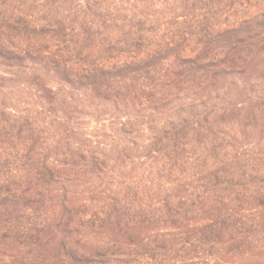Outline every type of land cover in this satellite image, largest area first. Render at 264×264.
Here are the masks:
<instances>
[{"label": "trees", "instance_id": "16d2710c", "mask_svg": "<svg viewBox=\"0 0 264 264\" xmlns=\"http://www.w3.org/2000/svg\"><path fill=\"white\" fill-rule=\"evenodd\" d=\"M263 72L264 0H0V264H264Z\"/></svg>", "mask_w": 264, "mask_h": 264}, {"label": "rangeland", "instance_id": "374dc122", "mask_svg": "<svg viewBox=\"0 0 264 264\" xmlns=\"http://www.w3.org/2000/svg\"><path fill=\"white\" fill-rule=\"evenodd\" d=\"M259 76H263V78L255 83L261 96L264 97V72L260 73ZM229 92L232 97H235L236 94L234 89L230 88ZM251 104L252 103H249L248 106H244L245 112H243L242 115H245L248 111L252 110V108H250ZM254 117L255 120L253 122H244L245 130H247L245 148L249 151L259 150L264 153V107L260 108L258 105L255 110ZM75 118L76 121L82 125L83 133L87 135V137H90L95 142L109 145V141H106L101 137L104 132H109L110 130V128L107 127L109 125L104 121L110 119L109 116L101 115V117H98L93 110L84 109V112L81 115H77ZM239 129L243 130V123L236 126L235 130Z\"/></svg>", "mask_w": 264, "mask_h": 264}]
</instances>
